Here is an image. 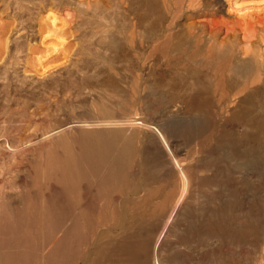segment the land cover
Here are the masks:
<instances>
[{
    "label": "rangeland",
    "instance_id": "rangeland-1",
    "mask_svg": "<svg viewBox=\"0 0 264 264\" xmlns=\"http://www.w3.org/2000/svg\"><path fill=\"white\" fill-rule=\"evenodd\" d=\"M240 17L226 0H0V201L19 205L44 132L68 128L50 139L61 152L71 128L104 119L127 123L121 141L139 173L99 214L91 242L135 225L153 239L175 221L179 230L212 193L243 207L264 200V170L230 155L264 145V27L247 35ZM212 151L215 183L200 177ZM244 179L255 187L243 190ZM260 246L238 264H264Z\"/></svg>",
    "mask_w": 264,
    "mask_h": 264
},
{
    "label": "bare ground",
    "instance_id": "bare-ground-1",
    "mask_svg": "<svg viewBox=\"0 0 264 264\" xmlns=\"http://www.w3.org/2000/svg\"><path fill=\"white\" fill-rule=\"evenodd\" d=\"M226 1L231 11L241 16L234 26L247 35L258 25L264 27L263 1L261 5ZM55 10L49 18L50 28L57 32ZM126 124L112 119L89 120L78 130L71 128L72 136L63 138L66 142L61 152L53 149L51 137L68 131L67 127L41 135L43 144L37 159L29 162L22 190L16 195L19 205L14 206L9 196L0 201V264H78L82 259L84 264H150L154 259L158 264H238L237 254L248 259L252 250L261 247L264 200H253L255 204L243 207L238 195L217 203L216 193L210 195L207 209L199 207L197 220H186L179 230L175 221L153 239L149 230L143 235L141 226L135 225L119 238L91 242L98 216L104 214L111 199L117 200L115 192L125 189L139 173L131 159L130 140L121 141V127ZM232 149L230 155L242 158L245 169L258 166L257 170H264V145H236ZM215 163L216 152L212 151L211 159L200 166L211 171L200 176L205 181H221ZM244 181L243 190L255 187ZM189 210L186 207L181 218L189 217ZM173 232L174 239H169Z\"/></svg>",
    "mask_w": 264,
    "mask_h": 264
}]
</instances>
